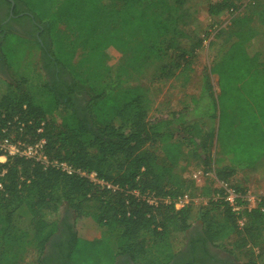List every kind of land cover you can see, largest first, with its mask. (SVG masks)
I'll return each mask as SVG.
<instances>
[{
	"label": "trees",
	"instance_id": "trees-1",
	"mask_svg": "<svg viewBox=\"0 0 264 264\" xmlns=\"http://www.w3.org/2000/svg\"><path fill=\"white\" fill-rule=\"evenodd\" d=\"M104 1L13 0L11 16L12 3L0 0V65L14 78V83L0 78V136L6 124L18 118L33 141L43 123L51 159L95 172L118 187L101 188L19 158L0 163V264H18L29 247L36 264H221L212 249L237 257L235 249L248 244L252 249L262 246L264 255L258 241L264 236L260 208L238 216L222 200H213L219 191L217 180L229 181L235 169L249 167L251 152L264 156V143L237 150L232 138L220 142L226 86L239 88L249 81L256 89L245 116L264 141V57L258 45L264 37V7L255 13L262 19L256 26L261 27L259 36L254 28L237 31V40L220 62L204 73L198 96L181 111L150 120L153 103L148 90L127 85L125 70L113 72L102 55L113 48L129 54L131 67L162 61L163 78L187 75L190 67L169 55L178 51L181 57L192 56L205 40L193 51L182 46L188 37L182 27L187 16L173 11L193 0ZM245 7L244 0H222L211 5L209 13L237 15L231 21L234 26L249 24L253 15L241 16ZM6 19L32 23L29 32L40 41L43 70L50 79L46 83L33 84L16 70L11 37L18 35L4 24ZM211 74L218 77L219 96ZM185 148L206 166L200 170L199 194L207 205L180 210L164 202L149 205L143 200L147 194L162 199L188 194L184 185L191 183L182 176L180 164ZM222 153L237 168L220 164L217 158ZM65 204L76 217L90 218L94 228L80 231L65 219L61 237L54 240ZM194 221L202 230L189 234ZM245 264L264 262L250 259Z\"/></svg>",
	"mask_w": 264,
	"mask_h": 264
},
{
	"label": "rangeland",
	"instance_id": "rangeland-1",
	"mask_svg": "<svg viewBox=\"0 0 264 264\" xmlns=\"http://www.w3.org/2000/svg\"><path fill=\"white\" fill-rule=\"evenodd\" d=\"M104 2L110 3V0H105ZM220 2L222 0H193L180 9V11H173L174 13H185L187 16L186 23L182 26L188 35L187 39L183 42V48L188 52L193 51L196 44L202 38L205 39L202 42L201 48L196 49L192 56L181 57L182 54L178 51L170 53L169 56L175 58L181 65H188L190 67L191 71L187 75H181L178 79H175V76H171L169 79L168 77L163 78L160 74L162 61H142L136 66L131 67L129 64V54H123L113 48L107 50L102 55V62L113 72L119 69L125 70L127 73V76H125L127 85L133 87L139 86L148 90L153 103L150 120L158 117H169L171 113L181 111L185 106L190 104L192 97L198 96L201 90L204 73H210L214 62H220L230 45L237 40L234 34L239 30L247 33L250 28L255 27L250 23L232 25L231 21L237 18V15L231 16L228 13H222L218 16L210 15L209 7ZM244 2H246V7L242 11L241 16L253 15V19H258V15L255 13L261 11L262 8L259 7H264V0H244ZM15 33L18 37H11V44H14L16 48L12 62L16 66V70L23 77H29V81L33 84L46 83L50 79L43 70V52L41 46L38 44L40 41L25 29H20L15 31ZM261 41L264 43V37L260 38ZM78 59L79 55L75 58V62ZM0 78L9 83H14L13 76L11 78L6 70L3 71ZM210 79L215 90V95L219 96L218 77L211 74ZM238 86L239 88L231 89L226 86V92L221 98L223 120L225 117V121L223 122L225 130L220 134V142L223 143V141L232 138L235 144H237V150L247 147V145H256V143L263 145V139L257 137L256 133L251 130V125L248 124L249 120L245 116L246 107L253 102L254 96L250 97V95L251 93L254 94L256 85L254 82L249 81L246 84L242 83ZM232 126L234 127L231 128ZM211 152L213 153V150ZM250 156L251 158L248 161L250 166L244 169H235L233 175L229 178V182L242 192H249L254 196H262L264 195V156L258 153L253 154L252 152ZM217 160L224 166L232 165L234 168L238 166L233 162V159L230 161L223 153L219 155ZM214 163L212 161L210 164L213 168L215 166ZM180 164L183 168L182 176L185 177L187 182L191 183H186L184 189L187 190L183 191H187L188 194L197 199L195 205L206 206L207 199L201 197L199 194L203 180H201V183L195 180L198 172L206 170L204 162L201 159H195L190 149L185 148L184 157L181 159ZM253 168L258 169L253 171ZM210 174L213 175L212 173ZM193 181L197 184H192ZM206 183H209V181ZM65 219H67L70 225L78 226L80 231H90L91 228H94V224L90 218L76 217L75 213L66 204L61 208L58 215L59 226L62 229V222ZM201 230L202 225L194 221L189 234ZM245 238L251 242L255 241L251 236H246ZM235 240H237V236L231 238V242H235ZM258 241L264 245V236ZM212 251L221 264H245L250 259L257 260L258 263L264 262L262 246L261 248L252 249L251 245L248 244L246 247L236 248L235 254L237 257H233L220 249H212ZM18 264H36L32 247H29L27 252L18 259Z\"/></svg>",
	"mask_w": 264,
	"mask_h": 264
},
{
	"label": "built area",
	"instance_id": "built-area-1",
	"mask_svg": "<svg viewBox=\"0 0 264 264\" xmlns=\"http://www.w3.org/2000/svg\"><path fill=\"white\" fill-rule=\"evenodd\" d=\"M43 126L36 130L37 138L33 141L30 140L25 133V125L18 118L9 121L1 131L0 136V163L4 164L8 158H19L26 161H30L36 165H39L43 170L54 169L67 176H78L89 180L96 186L101 188L117 190L118 187L100 179L95 172L88 173L81 169H77L69 163L61 160L51 159L46 151L47 141L43 134ZM203 174L198 172L195 176V180L201 183ZM217 185L219 191L213 197L214 201L222 200L227 206L237 214L238 216L244 211L251 212L260 208V211L264 214V207H260L264 203V195L254 196L252 194L242 192L233 186L229 181H218ZM134 195L139 197L138 192H134ZM149 205L157 206L160 202H164L167 205L173 204L175 209L180 210L191 204H196L197 199L193 198L189 194L178 196L175 199L159 198L154 194H147L143 196ZM238 225L243 227V221L239 220Z\"/></svg>",
	"mask_w": 264,
	"mask_h": 264
},
{
	"label": "flooded vegetation",
	"instance_id": "flooded-vegetation-1",
	"mask_svg": "<svg viewBox=\"0 0 264 264\" xmlns=\"http://www.w3.org/2000/svg\"><path fill=\"white\" fill-rule=\"evenodd\" d=\"M4 17V16H3ZM4 24H8L9 28L15 32V31H18L20 29H25L27 31L31 30L32 28V23H16V22H10V19H6L4 21ZM3 74V67L0 65V75ZM192 233V232H191ZM61 234H62V228H59V231L57 232L54 240H57L59 237H61ZM190 238V236H189ZM187 249V248H186ZM182 258V256L180 257V259ZM124 258H122L121 260H123ZM129 264H132L131 262Z\"/></svg>",
	"mask_w": 264,
	"mask_h": 264
},
{
	"label": "crops",
	"instance_id": "crops-1",
	"mask_svg": "<svg viewBox=\"0 0 264 264\" xmlns=\"http://www.w3.org/2000/svg\"><path fill=\"white\" fill-rule=\"evenodd\" d=\"M262 22V19H260V18H258V19H253V21H251L250 23L252 24V25H254L255 27V29L254 30H256L255 31V35H258L259 36V34L257 33V30L259 29V28H261V27H257L256 28V26H261V23ZM262 33L264 34V30H262ZM258 45H259V48H260V50L262 51V53H263V57H264V43H263V41H261L260 42V40H259V42H258ZM262 57V58H263ZM262 62H264V58L261 60Z\"/></svg>",
	"mask_w": 264,
	"mask_h": 264
},
{
	"label": "water",
	"instance_id": "water-1",
	"mask_svg": "<svg viewBox=\"0 0 264 264\" xmlns=\"http://www.w3.org/2000/svg\"><path fill=\"white\" fill-rule=\"evenodd\" d=\"M8 1H10L12 3V8H11V16H12L13 15L12 11L14 9V2H13V0H8Z\"/></svg>",
	"mask_w": 264,
	"mask_h": 264
}]
</instances>
